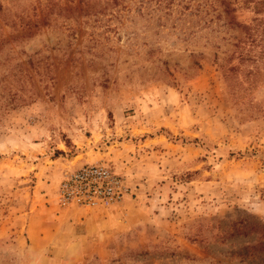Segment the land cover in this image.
Here are the masks:
<instances>
[{
	"label": "rangeland",
	"instance_id": "obj_1",
	"mask_svg": "<svg viewBox=\"0 0 264 264\" xmlns=\"http://www.w3.org/2000/svg\"><path fill=\"white\" fill-rule=\"evenodd\" d=\"M230 1L259 38L264 10ZM221 11L0 0V264H35L33 239L52 228L56 264H264V48L230 71L239 32ZM100 163L122 196L64 202L66 176ZM93 225L101 254L77 255Z\"/></svg>",
	"mask_w": 264,
	"mask_h": 264
},
{
	"label": "built area",
	"instance_id": "obj_2",
	"mask_svg": "<svg viewBox=\"0 0 264 264\" xmlns=\"http://www.w3.org/2000/svg\"><path fill=\"white\" fill-rule=\"evenodd\" d=\"M122 196L120 177L104 163L85 166L66 176L61 185L64 202L84 205L110 202Z\"/></svg>",
	"mask_w": 264,
	"mask_h": 264
},
{
	"label": "trees",
	"instance_id": "obj_3",
	"mask_svg": "<svg viewBox=\"0 0 264 264\" xmlns=\"http://www.w3.org/2000/svg\"><path fill=\"white\" fill-rule=\"evenodd\" d=\"M252 0H244V2H248ZM254 7L257 12H261L264 10V0H254ZM220 5H221V12L218 13L217 18L222 19L223 21L221 23V26H226L225 29L227 33L233 29L238 31V34H234L231 36L233 39H236L235 42H230L231 47L234 48L233 53L236 55V59L238 64L232 65L228 69L230 71H236L239 69V66L243 63H245L249 59V49L248 48H254L257 45H261L262 48H264V26L262 27V34L258 38L255 36L254 31L256 28L259 29V24L257 23V26H251L249 24H245L242 22H239L235 16L234 12L236 11L234 3L231 2L230 0H220ZM262 6V7H258ZM260 22L264 20V18L257 19ZM255 28V30H254ZM252 44V47H250V44ZM259 71V67L256 66V71L255 69H248L246 73H249L253 76H255ZM228 77V74H226Z\"/></svg>",
	"mask_w": 264,
	"mask_h": 264
},
{
	"label": "crops",
	"instance_id": "obj_4",
	"mask_svg": "<svg viewBox=\"0 0 264 264\" xmlns=\"http://www.w3.org/2000/svg\"><path fill=\"white\" fill-rule=\"evenodd\" d=\"M87 221H90V220L86 219L85 223ZM90 223H87V225L89 226ZM77 225L75 226L76 228L78 227ZM35 226L37 227V224H35ZM53 227H55V226L53 225ZM97 228L98 227H95V225H93V227H90L88 229L90 231L87 232L85 235L84 234L83 235H81V234L76 235L80 241L85 239L87 242V250H86L85 254H83V251H82V252L77 253V255L90 257L94 253L101 254L102 247L104 244L102 243L103 238H102V236H100L101 235L100 232H102V231L97 233ZM57 234H58V230L57 229L54 230L52 228L51 229V237L48 236L47 230H45L44 235L41 236V234H39V236H38V233H37L36 237H34V239H33L34 249L33 248L32 249L34 250L33 255L35 256V259H34L35 264H56L55 259L60 256L59 249H56L54 247V246H58L60 244L59 237ZM49 246L52 247V248L48 249L51 254H46L45 250ZM7 247L9 249V252H19V251L22 252L24 250L23 240L21 239L20 236H18L16 238V240L13 241V243L8 244ZM42 248H44L45 250H42Z\"/></svg>",
	"mask_w": 264,
	"mask_h": 264
}]
</instances>
